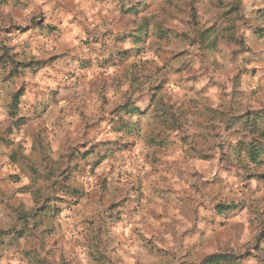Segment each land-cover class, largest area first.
I'll return each mask as SVG.
<instances>
[{"label": "rangeland", "instance_id": "1", "mask_svg": "<svg viewBox=\"0 0 264 264\" xmlns=\"http://www.w3.org/2000/svg\"><path fill=\"white\" fill-rule=\"evenodd\" d=\"M0 221L18 264H264V0H0Z\"/></svg>", "mask_w": 264, "mask_h": 264}, {"label": "crops", "instance_id": "2", "mask_svg": "<svg viewBox=\"0 0 264 264\" xmlns=\"http://www.w3.org/2000/svg\"><path fill=\"white\" fill-rule=\"evenodd\" d=\"M28 231L29 230L26 231L25 229L24 230L16 229V233L25 232V234L24 235L18 234V236L12 240V238H14L12 234L14 233V228L0 221V264H18L19 263L14 258H12V253L18 252V250L21 247L19 248L17 246H14V249L12 250V246L16 244L21 245L24 242H26L28 238L27 236ZM19 235H22V237L20 238ZM41 239L42 237H39L38 239V261L44 258L49 259V256L47 257V253H48L47 251L49 250V248H51V243L53 242L52 240L48 241V238H47L46 242L42 243V241H45V240H41ZM44 248L47 250L46 252L44 251ZM19 257H21L22 259L21 262L27 264V261L24 259L23 256H19Z\"/></svg>", "mask_w": 264, "mask_h": 264}, {"label": "trees", "instance_id": "3", "mask_svg": "<svg viewBox=\"0 0 264 264\" xmlns=\"http://www.w3.org/2000/svg\"><path fill=\"white\" fill-rule=\"evenodd\" d=\"M20 96H21V92H18V93H16L13 96L12 102L14 103V105H17L18 104ZM254 157H256V154L253 153V151H250V158H254ZM227 259H228L227 256H222V255L214 254V255L209 256L204 261L205 263H203V264H220V262H226Z\"/></svg>", "mask_w": 264, "mask_h": 264}]
</instances>
